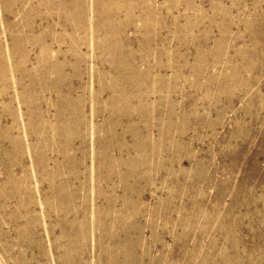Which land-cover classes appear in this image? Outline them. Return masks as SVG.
I'll return each instance as SVG.
<instances>
[{
    "label": "rangeland",
    "instance_id": "obj_1",
    "mask_svg": "<svg viewBox=\"0 0 264 264\" xmlns=\"http://www.w3.org/2000/svg\"><path fill=\"white\" fill-rule=\"evenodd\" d=\"M0 264H264V0H0Z\"/></svg>",
    "mask_w": 264,
    "mask_h": 264
}]
</instances>
